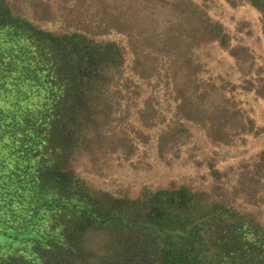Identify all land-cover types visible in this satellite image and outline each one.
<instances>
[{
    "label": "trees",
    "instance_id": "1",
    "mask_svg": "<svg viewBox=\"0 0 264 264\" xmlns=\"http://www.w3.org/2000/svg\"><path fill=\"white\" fill-rule=\"evenodd\" d=\"M246 1L264 34V0ZM223 49L246 62L195 0H0V264H264V151L231 188L211 162L208 189L136 196L75 169L83 156L132 159L152 139L177 155L192 128L213 145L255 132L209 70Z\"/></svg>",
    "mask_w": 264,
    "mask_h": 264
},
{
    "label": "rangeland",
    "instance_id": "2",
    "mask_svg": "<svg viewBox=\"0 0 264 264\" xmlns=\"http://www.w3.org/2000/svg\"><path fill=\"white\" fill-rule=\"evenodd\" d=\"M195 1L223 24L231 46L245 48L241 54L246 58L245 63L235 65L227 50H213L214 62L208 67L211 71L218 69L213 72L214 76L221 75L230 82V95L254 121L255 132L237 135L227 145H213L200 130L192 128V138L174 156L157 155L152 139L132 159L113 160L103 167L92 165L85 156L79 158L75 162L76 171L97 188L130 196H136L142 188H161L171 182L208 189L212 182L208 162L227 173L222 177L225 188L234 185L240 172L253 169L255 173L253 163L264 151V98L259 95L264 94V34L260 12L246 0H236L234 4L226 0ZM110 37L121 38L116 34ZM209 75V72L205 74ZM160 107L167 112V103ZM259 183L254 187L258 204L253 208L264 220V180L260 179Z\"/></svg>",
    "mask_w": 264,
    "mask_h": 264
}]
</instances>
